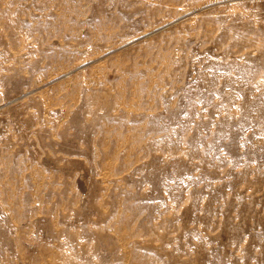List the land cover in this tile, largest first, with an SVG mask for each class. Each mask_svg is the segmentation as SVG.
Instances as JSON below:
<instances>
[{"label":"rangeland","instance_id":"obj_1","mask_svg":"<svg viewBox=\"0 0 264 264\" xmlns=\"http://www.w3.org/2000/svg\"><path fill=\"white\" fill-rule=\"evenodd\" d=\"M161 1L0 0V264H264V0Z\"/></svg>","mask_w":264,"mask_h":264},{"label":"bare ground","instance_id":"obj_2","mask_svg":"<svg viewBox=\"0 0 264 264\" xmlns=\"http://www.w3.org/2000/svg\"><path fill=\"white\" fill-rule=\"evenodd\" d=\"M81 1V0H80ZM86 1V0H85ZM93 1V0H92ZM152 1V0H151ZM161 1V0H160ZM141 2H143V1H141ZM150 2V1H149ZM157 2V1H156ZM162 2V1H161ZM164 2H165V0H164ZM92 3V2H91ZM122 3V2H121ZM147 4H148V2H147ZM76 5V4H75ZM92 5V4H91ZM83 6V5H82ZM84 6H85V3H84ZM134 6H136V4L134 5ZM153 6V5H152ZM155 6V5H154ZM154 6H153V8H154ZM81 7V6H80ZM142 7V6H141ZM85 8V7H84ZM143 8V7H142ZM156 8H158V7H156ZM155 8V9H156ZM82 9V8H81ZM132 9V8H131ZM130 9V10H131ZM5 10V9H4ZM129 10V9H128ZM133 10V9H132ZM2 11V10H1ZM88 11V10H87ZM52 12V11H51ZM68 12V11H67ZM131 12V11H130ZM103 13V12H102ZM69 14V13H68ZM94 14V13H93ZM185 15H186V13H184ZM190 14V13H189ZM65 15H66V13H65ZM78 15V14H77ZM144 15H145V13H144ZM185 15H183L182 14V17L184 18V16ZM188 15V14H187ZM21 16V15H20ZM71 16V15H70ZM102 16V15H101ZM114 16H116V15H114ZM113 16V17H114ZM181 16V15H180ZM189 16V15H188ZM61 17V16H60ZM177 17V16H176ZM179 17V16H178ZM71 18V17H70ZM69 18V19H70ZM101 18V17H100ZM117 18V17H116ZM180 18V17H179ZM60 19V18H59ZM81 19V18H80ZM114 19V18H113ZM113 19H112V21H113ZM176 19V18H175ZM181 19V18H180ZM87 20V19H86ZM171 20V19H170ZM170 20H169V22H170ZM59 21V20H58ZM57 21V22H58ZM71 21V20H70ZM119 21V20H118ZM175 21V20H174ZM1 22V21H0ZM46 22V21H45ZM60 22V21H59ZM95 22V21H94ZM77 23H79V22H77ZM163 23V22H162ZM171 23V22H170ZM170 23H163L162 25L161 24H159L160 26H158V27H156L155 29H153L152 31H150V32H147V33H143V34H141V36L139 35H137L138 37H135V39H132V40H137V39H139V38H142V37H147V36H149V35H151L153 32H155V31H158L159 29H162V28H164L165 26H167V25H169ZM96 24V23H95ZM173 24V23H172ZM6 25V24H5ZM63 25V24H62ZM75 25V24H74ZM77 25V24H76ZM3 26V25H2ZM35 26V25H34ZM56 26V25H55ZM69 26V25H68ZM86 26H87V24H86ZM53 27H54V25H53ZM52 27V28H53ZM78 27H79V25H78ZM91 27V26H90ZM94 27V26H93ZM101 27V26H100ZM154 27V26H153ZM61 28V27H60ZM64 28V27H63ZM71 28V27H70ZM75 28V27H74ZM74 28H72V29H74ZM80 28H83V27H80ZM107 28H109V27H107ZM55 29V28H54ZM72 29H71V31H72ZM78 29V28H77ZM88 29H89V27H88ZM93 29V28H92ZM106 29V28H105ZM13 30V29H12ZM83 30V29H82ZM94 30V29H93ZM149 30H151V29H149ZM46 31V30H45ZM68 31V30H67ZM60 32H61V29H60ZM63 32H64V30H63ZM77 32V31H76ZM87 32V31H86ZM59 33V32H58ZM62 33V32H61ZM65 33V32H64ZM91 33V32H90ZM3 39V38H2ZM14 40V39H13ZM104 41V40H103ZM1 42V41H0ZM135 42V41H134ZM44 43V42H43ZM42 43V44H43ZM47 45V44H46ZM48 45H49V43H48ZM84 45V44H83ZM99 45V44H98ZM12 47V46H11ZM18 47V46H17ZM16 47V48H17ZM108 47H110V46H108ZM103 48V47H102ZM104 48H105V46H104ZM111 48V47H110ZM108 48H105V52H104V55H107L108 53H110L111 52V50H107ZM60 51V50H59ZM113 51V50H112ZM18 52V51H17ZM52 53V52H51ZM58 53V52H57ZM17 54V53H16ZM50 54V53H49ZM55 56H56V54H55ZM87 58V57H86ZM32 59V58H31ZM47 59V58H46ZM85 60H87V59H85ZM83 61L82 62V64L80 63V65L77 67V69H79V67H83L84 65H86L87 64V61ZM22 63V62H21ZM73 69V68H72ZM14 70V69H13ZM24 70V69H23ZM72 71V70H71ZM11 73V72H10ZM68 74V73H67ZM60 77V76H59ZM48 81V80H47ZM156 85V84H155ZM41 87V86H40ZM152 90V89H151ZM109 95V94H108ZM100 105V104H99ZM95 106V105H94ZM93 106V107H94ZM108 178V177H107ZM108 183V182H107Z\"/></svg>","mask_w":264,"mask_h":264}]
</instances>
